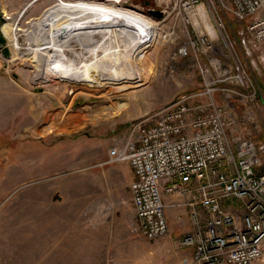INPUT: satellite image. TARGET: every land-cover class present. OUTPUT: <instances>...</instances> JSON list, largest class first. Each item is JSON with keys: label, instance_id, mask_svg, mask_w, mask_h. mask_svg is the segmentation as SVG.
Here are the masks:
<instances>
[{"label": "rangeland", "instance_id": "rangeland-1", "mask_svg": "<svg viewBox=\"0 0 264 264\" xmlns=\"http://www.w3.org/2000/svg\"><path fill=\"white\" fill-rule=\"evenodd\" d=\"M8 1L14 5L6 11L12 16L7 22L20 18V43L32 48L33 23L58 0ZM141 1L129 5L146 9ZM225 16L232 34L243 28ZM154 20L157 36L138 56L147 78L128 91L60 77L46 81L47 69L32 50H22L17 60L0 55V264H180L183 252L169 236L150 240L138 230L131 166L108 163L110 150L127 141L132 123L203 89L194 53L175 55L178 46L196 37L193 26ZM48 27L47 36L55 31ZM171 28L176 34L169 40L164 33ZM74 44L81 52L82 45ZM249 49L239 45L258 98L237 110L254 114L240 116L248 122L242 134L264 142V42H252ZM255 264H264V255Z\"/></svg>", "mask_w": 264, "mask_h": 264}, {"label": "built area", "instance_id": "built-area-1", "mask_svg": "<svg viewBox=\"0 0 264 264\" xmlns=\"http://www.w3.org/2000/svg\"><path fill=\"white\" fill-rule=\"evenodd\" d=\"M82 1L121 4L155 19L147 7L129 0ZM151 1L163 21L193 26L196 37L178 46L175 55L194 53L203 89L132 123L127 141L112 147L108 163L132 167L135 217L148 239L170 235L166 195L176 196L171 205L189 209L193 230L178 241L189 256L180 264H255L264 255V142L242 134L248 122L240 116L254 114H240L238 106L258 96L239 45L250 53L249 44L264 42V0ZM225 15L243 28L232 34ZM174 28L164 37L171 40Z\"/></svg>", "mask_w": 264, "mask_h": 264}, {"label": "bare ground", "instance_id": "bare-ground-1", "mask_svg": "<svg viewBox=\"0 0 264 264\" xmlns=\"http://www.w3.org/2000/svg\"><path fill=\"white\" fill-rule=\"evenodd\" d=\"M3 15L6 21L2 32L12 50L11 60H17L18 55L24 53L22 50H32L29 53L41 58L42 68L47 69L43 77L46 81L60 77L96 89L119 85L117 89L120 91L145 83L147 72L138 62V56L152 46L157 36L156 25L121 4L58 2L33 23L28 33L32 48L27 49L20 43L18 19L13 24L7 22L12 20L11 15ZM48 26L55 27L49 36L44 33ZM37 36L42 38L39 43ZM74 43L82 45L81 52L74 50ZM127 60L128 66L123 64Z\"/></svg>", "mask_w": 264, "mask_h": 264}, {"label": "crops", "instance_id": "crops-1", "mask_svg": "<svg viewBox=\"0 0 264 264\" xmlns=\"http://www.w3.org/2000/svg\"><path fill=\"white\" fill-rule=\"evenodd\" d=\"M14 4L8 0H1V6H2V11L6 15H11L9 12L6 13V11H10ZM7 9V10H5ZM14 101V100H13ZM12 101V102H13ZM132 169V167H131ZM135 175L134 171L132 169L131 172V183L134 181ZM166 203L169 205L167 207V216L170 222V235L169 239L173 241L174 246H176L177 249L178 247V241L181 237H183L187 232L193 230V225L191 223V219L189 217V209L184 206H175L171 205L172 202L176 200V196L172 195H166L165 196ZM170 241V243H171ZM180 250V249H179ZM182 259L185 257H188L189 254L186 251H182ZM180 261V263H181Z\"/></svg>", "mask_w": 264, "mask_h": 264}, {"label": "water", "instance_id": "water-1", "mask_svg": "<svg viewBox=\"0 0 264 264\" xmlns=\"http://www.w3.org/2000/svg\"><path fill=\"white\" fill-rule=\"evenodd\" d=\"M145 7L149 8L153 5L151 0H142ZM149 13L157 18L163 17V12L159 9H148ZM6 21L5 16L3 15L1 0H0V55H2L5 59L11 60L12 59V50L9 47L8 39L2 32V26ZM37 92L42 91V89L37 88Z\"/></svg>", "mask_w": 264, "mask_h": 264}]
</instances>
